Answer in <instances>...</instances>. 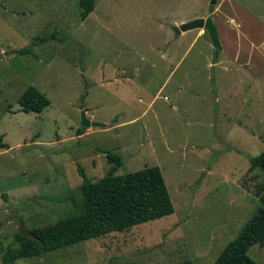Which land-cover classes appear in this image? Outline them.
Listing matches in <instances>:
<instances>
[{
	"label": "rangeland",
	"instance_id": "obj_1",
	"mask_svg": "<svg viewBox=\"0 0 264 264\" xmlns=\"http://www.w3.org/2000/svg\"><path fill=\"white\" fill-rule=\"evenodd\" d=\"M210 1L95 0L81 20L78 0H0V253L15 217L30 229L72 212L78 166L99 179L104 150L123 159L117 175L157 165L174 207L0 264H212L239 233L264 182L249 161L264 151V0ZM208 15L221 49L203 28L174 31ZM29 85L50 100L41 112L18 110ZM81 106L103 125L84 127ZM248 255L264 264V244Z\"/></svg>",
	"mask_w": 264,
	"mask_h": 264
},
{
	"label": "trees",
	"instance_id": "obj_2",
	"mask_svg": "<svg viewBox=\"0 0 264 264\" xmlns=\"http://www.w3.org/2000/svg\"><path fill=\"white\" fill-rule=\"evenodd\" d=\"M78 6L80 19L84 20L94 10L95 0H78ZM53 36L51 34L48 38ZM48 38L41 39L44 41ZM12 52L28 54L30 48L22 47ZM216 58L217 53L213 55V59ZM17 103L19 111L38 113L50 104V100L37 87L29 85L19 95ZM82 132V127L77 130V134ZM0 147H8L1 141V135ZM104 152L110 167L99 179L90 180L84 169L78 166L81 197L79 202L73 203V211L51 224L30 228L34 237L22 238L17 231L15 244H9L1 250L0 259L3 263L42 256L79 241L123 231L173 213L174 207L157 165L117 175L115 172L123 159L116 153ZM249 161L250 168H258L264 173V151L250 157ZM254 195L259 206L239 233L225 244L212 264H258L248 255V249L255 243L264 244V182L255 186ZM179 264L193 262L186 259Z\"/></svg>",
	"mask_w": 264,
	"mask_h": 264
},
{
	"label": "water",
	"instance_id": "obj_3",
	"mask_svg": "<svg viewBox=\"0 0 264 264\" xmlns=\"http://www.w3.org/2000/svg\"><path fill=\"white\" fill-rule=\"evenodd\" d=\"M215 1L216 0L210 1V5H209V9H208L209 13L212 12L214 9ZM194 28H203L204 30H206L213 46L216 47L217 49L222 48L220 40H219L217 27H216V25H215V23H214V21L210 15L206 16L205 18H203V17L195 18V19L190 20L188 22H183L179 25V27L174 26V31L177 34H180L183 31H187V30L194 29ZM80 113H81V124L84 127L102 126L103 125L99 122L90 121L86 117L85 110L82 108V106L80 107ZM14 222L18 225V231L21 233L22 238L34 237L32 232L29 229H27L24 226V224L17 217L14 218Z\"/></svg>",
	"mask_w": 264,
	"mask_h": 264
},
{
	"label": "crops",
	"instance_id": "obj_4",
	"mask_svg": "<svg viewBox=\"0 0 264 264\" xmlns=\"http://www.w3.org/2000/svg\"><path fill=\"white\" fill-rule=\"evenodd\" d=\"M5 143V142H4ZM7 144V143H6ZM8 145V144H7ZM9 147V146H8Z\"/></svg>",
	"mask_w": 264,
	"mask_h": 264
}]
</instances>
